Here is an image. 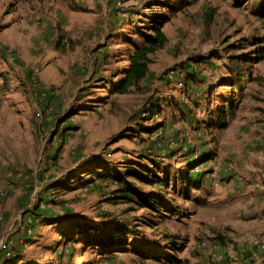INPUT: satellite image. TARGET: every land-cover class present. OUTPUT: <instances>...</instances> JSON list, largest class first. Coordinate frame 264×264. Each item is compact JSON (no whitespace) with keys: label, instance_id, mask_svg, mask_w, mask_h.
<instances>
[{"label":"rangeland","instance_id":"rangeland-1","mask_svg":"<svg viewBox=\"0 0 264 264\" xmlns=\"http://www.w3.org/2000/svg\"><path fill=\"white\" fill-rule=\"evenodd\" d=\"M186 1L170 13L172 0H0V264H170L150 255L175 237L183 264H262L264 0ZM157 15L167 42L148 77L111 94ZM248 72L263 80L229 85ZM134 164L152 170L130 182L161 199L162 219L115 201L99 176ZM73 218L120 227L128 245L53 249Z\"/></svg>","mask_w":264,"mask_h":264},{"label":"trees","instance_id":"trees-1","mask_svg":"<svg viewBox=\"0 0 264 264\" xmlns=\"http://www.w3.org/2000/svg\"><path fill=\"white\" fill-rule=\"evenodd\" d=\"M180 0H172L171 3L164 4V7L170 11V13H176L181 11V9L185 6L186 0L182 1L183 4L180 3ZM157 5H161V3H157ZM152 8V6L150 7ZM260 15L261 20L264 23V3L261 5L260 8ZM170 21V17L167 15H157L150 19L147 23L149 24V28L153 31V35H146L142 34V43L141 45L135 44L134 42L131 43L130 48L126 51L125 58L127 65L119 72L120 78L117 81H113L108 83L109 90L113 95H126L133 92L134 88H137L141 82H143L149 73V66L151 64V55H153L156 51L164 47L165 43L167 42V36L164 32V27ZM126 40H128L126 38ZM129 42V41H128ZM261 42V41H258ZM128 44V43H127ZM257 53L259 52L258 60L264 59V48L261 47L256 50ZM244 62L245 60H241V58L231 59L229 57L230 65L236 64L237 61ZM229 72H234V68H229ZM0 78L2 80L3 86L7 84V78L5 72H0ZM246 80L250 82H261L263 79L261 77L255 76L252 77L251 73L248 72V75H244L241 73H237V77H232L229 79L228 82L230 86H238L240 90H242L245 86ZM157 108L153 105L152 109L147 110V113L157 112L155 111ZM66 120H64L65 122ZM220 124L221 127L226 126L225 119L219 120V122H215L214 125ZM201 160L199 162H202ZM197 162V163H199ZM136 167H131L130 169H126L124 173L116 171L114 175H108L104 170L100 177L103 179L110 178L113 180V183L117 185L115 201L118 203H123L130 205L132 208L136 210H145L149 213L151 219H162L164 214L162 212L169 211L166 205L161 201L160 198L155 196L153 193L149 199H146L144 194L140 191L134 189L133 184L130 182L132 181L130 178H137L138 181H141L144 175L148 173V176L152 173V170L147 169V167H138L139 164H134ZM190 172L184 173L182 175L183 182L194 186V188H199L197 181H194L193 178L189 177ZM157 178V177H156ZM151 181V180H150ZM156 198L155 201L151 202L152 199ZM85 221V222H84ZM90 220L87 219H76L73 218L69 222H66L64 225L59 226V230L57 231L56 235L61 237V240L56 242L53 249L64 248L67 244H72L74 248L81 247V253L83 254L84 250L92 249V250H103L107 248H114V247H122L128 245L127 237L122 231L120 227H112L111 229L106 226V229H109L112 233L111 234H118L115 236H110L102 233H99V228L93 223L88 222ZM89 223V224H88ZM91 224V225H90ZM77 232L78 235L82 236L81 238L76 237L75 233ZM120 234V235H119ZM169 246L167 247L170 252L164 253L162 256H159V250L155 251V253L151 254L150 256L158 258L163 257L162 259L166 260L170 264H183V261L179 259L178 253L180 252V247H178L177 237L173 240L168 242ZM152 249L151 252H153ZM79 259H84L90 264V260H87L85 257H80ZM264 264V260L262 261Z\"/></svg>","mask_w":264,"mask_h":264},{"label":"built area","instance_id":"built-area-1","mask_svg":"<svg viewBox=\"0 0 264 264\" xmlns=\"http://www.w3.org/2000/svg\"><path fill=\"white\" fill-rule=\"evenodd\" d=\"M257 248H259L260 250H264V245L263 244H258ZM219 260V259H218Z\"/></svg>","mask_w":264,"mask_h":264}]
</instances>
